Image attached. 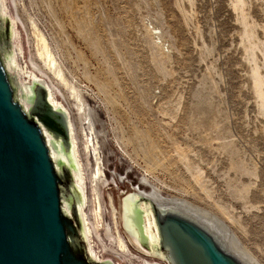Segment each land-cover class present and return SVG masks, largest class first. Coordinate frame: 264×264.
Returning a JSON list of instances; mask_svg holds the SVG:
<instances>
[{"label": "rangeland", "instance_id": "1", "mask_svg": "<svg viewBox=\"0 0 264 264\" xmlns=\"http://www.w3.org/2000/svg\"><path fill=\"white\" fill-rule=\"evenodd\" d=\"M11 1L28 53L49 77L36 50L39 30L83 90L100 130L101 163L85 151L81 116L55 82L72 114L98 249L123 264H166L117 253L105 226L94 229L95 165L103 171L97 186L112 234L110 175L206 212L264 264V108L234 0ZM245 5L263 77L264 0Z\"/></svg>", "mask_w": 264, "mask_h": 264}, {"label": "water", "instance_id": "2", "mask_svg": "<svg viewBox=\"0 0 264 264\" xmlns=\"http://www.w3.org/2000/svg\"><path fill=\"white\" fill-rule=\"evenodd\" d=\"M121 236L166 264H247L202 216L110 175ZM0 264H115L88 227L69 108L0 0Z\"/></svg>", "mask_w": 264, "mask_h": 264}, {"label": "bare ground", "instance_id": "3", "mask_svg": "<svg viewBox=\"0 0 264 264\" xmlns=\"http://www.w3.org/2000/svg\"><path fill=\"white\" fill-rule=\"evenodd\" d=\"M233 3H234L233 5L235 7L234 9H236L237 11L240 10V12L238 13V15H239L238 20L241 22V26H242V24L244 25V27L242 26L243 32L241 31L242 32L241 42L246 40L247 41L246 43H248V44H245L244 46L246 48L245 50L250 52L249 54L247 53V55L251 56L250 59L252 62H254V67L252 70L253 71L252 76H254L253 82L255 81L254 89H256L255 93H257L256 96L259 98V99L258 98L257 99L260 100V104H261L262 109H263L264 108V79H263L264 76L262 77V75H261V72H260L261 67H259L257 64V59H256L257 57L255 54V50L257 48L259 49V47H260L259 43L257 42L258 40L256 41L254 39L255 37H257L256 36L257 33H255L256 30L253 27L256 24L250 25V23H248V21L246 19V17H247L246 13H244V11H243V7L246 6L245 5L246 0H234ZM36 31H37L36 32V37H37L36 38L37 39L36 40L37 41V43H36L37 49L36 50H37L38 57L40 60L39 64H41V66H42L41 68H43V70H45V72H47L49 74V77L51 78L50 79L51 84L54 86V84L56 82L59 85L58 87H61L63 89V91L66 92V95L70 99V102L73 103V106H74L73 109H74L75 115L81 116V122L80 123L83 124L82 130H80V132H81V137L83 139L84 149H85V151L90 152V154L94 153L97 160H99V163H101V152H100L99 134H98L100 130L98 131V129H97V126H96L97 124H96V122H95V120L91 114V111H90L91 107L86 102L85 94H84L82 89L78 88L76 85H74L68 79L61 63L59 62V60L55 56L54 52L52 51L51 47L49 46L46 37L39 30H36ZM256 39H258V38H256ZM262 44L264 47V43H262ZM246 45H248V46H246ZM262 49H263L262 51L264 54V48H262ZM39 60L37 59V61H39ZM49 77H47V78H49ZM263 111H264V109H263ZM69 113H70V118H71V123H72V128H73V133H74V138H75V143H76V148H77V153H78V158H79V163H80V168H81V171L83 172L84 168H83V163H82L81 154H80V146H79L78 138L76 136V131H75L74 123L72 120V114H71L70 110H69ZM93 159H95V157H93ZM83 175H84V173H83ZM102 175H103L102 169L100 167L97 168V165H95V172L93 175V183H94L93 184V192H94V197H95L94 222H93V224H95L94 229L100 232L105 226V229H107V231H109L108 232L110 234L109 237L112 238V242L114 244L113 250H115V252H117V253L125 254L126 256H128L129 254L133 255L131 252L133 250L130 248L129 242L121 236L119 223H118V219H117V214H116V209H115L114 200H113L112 195L110 197V206H111V215L113 217V227H112L113 229H112V231L114 232V234L111 233V227H109V225H105V223H104L103 206H102L100 193L98 191V186H97V180L99 178H101ZM82 178H83V183H84L85 201H86V205H87V203H88L87 190H86V186H85L84 177L82 176ZM142 184L149 186V184L146 180H144V181L142 180ZM128 185L135 188L136 190L140 191L141 193L147 195L148 197H150L154 200H157V201L166 203L168 205H171V206L183 209L185 211H188V212L202 216L213 228H215L241 254V256L243 257V259L246 261L247 264H256V262H254V259H252V257H250V255L247 254V251L243 247L240 246V243L237 242L238 240L230 238L228 235L224 234L222 232V230H218L220 228H218V226L216 227V224H214L215 221L214 222L212 221L213 219L206 216V212L203 213V211L199 210L198 208H196V209L192 208V207H190L189 204H188L189 205L188 206L187 202H185L184 200H182L180 198L165 197V196H163L162 192L159 189H157L156 187L149 186L151 191L149 193H146L143 190H141L138 185L137 186H134L131 184H128ZM87 219H88V227H89L91 234H92L93 228L90 225V219L88 217V214H87ZM137 255H133L134 258L138 257ZM111 259L115 262V264H123L120 261L121 258H119L120 260H118V261L114 258H111ZM157 259H159V258H157ZM142 261H143V264H144V262H145V264H149L148 260L147 259L145 260V258H143Z\"/></svg>", "mask_w": 264, "mask_h": 264}, {"label": "flooded vegetation", "instance_id": "4", "mask_svg": "<svg viewBox=\"0 0 264 264\" xmlns=\"http://www.w3.org/2000/svg\"><path fill=\"white\" fill-rule=\"evenodd\" d=\"M129 245H130V248L133 250V251H135V252H137V253H139L130 243H129ZM140 255H143V256H145V257H150V258H155V257H151V256H148V255H144V254H141V253H139Z\"/></svg>", "mask_w": 264, "mask_h": 264}]
</instances>
